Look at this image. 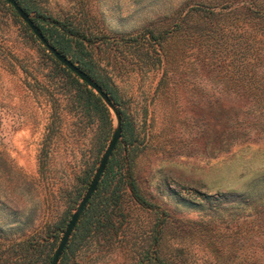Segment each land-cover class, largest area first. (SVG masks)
I'll list each match as a JSON object with an SVG mask.
<instances>
[{
	"label": "rangeland",
	"instance_id": "374dc122",
	"mask_svg": "<svg viewBox=\"0 0 264 264\" xmlns=\"http://www.w3.org/2000/svg\"><path fill=\"white\" fill-rule=\"evenodd\" d=\"M20 1L121 114L57 264H264V0ZM51 56L0 0V264L50 263L116 126Z\"/></svg>",
	"mask_w": 264,
	"mask_h": 264
},
{
	"label": "water",
	"instance_id": "95a60500",
	"mask_svg": "<svg viewBox=\"0 0 264 264\" xmlns=\"http://www.w3.org/2000/svg\"><path fill=\"white\" fill-rule=\"evenodd\" d=\"M7 3H9L13 9L16 11V13L19 15V17L26 23V25L30 28L32 33L42 42V44L50 51V53L64 66H66L70 71L75 73L84 83H86L89 87L94 89L98 95L102 98V100L106 103L108 107H110L115 115L116 118V126L113 129L112 137L106 146L101 160L94 172V175L85 191L84 196L81 198V200L78 202L75 211L72 213L66 228L60 238V241L58 242L54 253L51 257L49 264H57L59 261V258L62 254V251L64 247L66 246L70 235L76 225V222L82 213L85 205L89 201L91 195L95 191L99 179L106 169L107 163L110 159V156L112 154V151L114 147L116 146L118 140L121 137L122 133V122H121V114L118 111L116 105L112 101V99L109 97L107 92L103 90L100 84L96 80H94L91 76L87 74L83 69H81L77 64H75L71 59H69L65 54L60 52L55 46H53L43 32L41 31L40 27L33 21L32 17L27 13V11L19 4L17 0H5Z\"/></svg>",
	"mask_w": 264,
	"mask_h": 264
},
{
	"label": "trees",
	"instance_id": "16d2710c",
	"mask_svg": "<svg viewBox=\"0 0 264 264\" xmlns=\"http://www.w3.org/2000/svg\"><path fill=\"white\" fill-rule=\"evenodd\" d=\"M18 2H19V4L27 11V13L30 15V13H31V11H32V9L30 8V7H27V6H25V5H23V3L20 1V0H17ZM7 3V2H6ZM37 14H39V12H36ZM31 16V15H30ZM32 17V16H31ZM32 19H33V21L36 23L37 22V20L34 18V17H32ZM37 24V23H36ZM39 27H40V29H41V31L43 32V34L45 35V37L47 38V40L49 41V43H51L53 46H55L60 52H62V53H65L66 51L64 50L65 48H64V44L62 43V40H60V41H58L57 39H54V38H52V35L53 34H48V33H46V31L43 29V27L42 26H40L39 24H37ZM51 58L54 60H56L57 61V63H58V60L54 57V56H51ZM66 69H68V68H66ZM81 69H83V70H85L84 69V67H81ZM69 70V69H68ZM70 71V70H69ZM87 74L89 75V76H91V77H94V75L92 74V73H89V72H87ZM95 79H96V81L98 82V84H100L101 85V87L103 88V90H106V88H105V85L103 84V82L100 80V79H98V78H96V77H94ZM105 92H108L107 90L105 91ZM115 148V147H114ZM114 151V150H113ZM112 155H113V152H112V154H111V156H110V159H109V161H108V163H107V166H106V169L104 170V172L102 173V175H101V177H100V179H99V182H98V185H97V187H96V189H95V191L93 192V194L91 195V197H90V199H89V201L87 202V204L85 205V207H84V209H83V211H82V213L80 214V216H79V218H78V220H77V222H76V225H75V227H74V229H73V231H72V233H71V235H70V238H69V240H68V242H67V244H66V246L64 247V249H63V251H62V254H61V256H60V258H62L65 254H66V251H67V249L70 247V244H71V242H72V238H74V236H75V233H76V230H78L79 228H80V226H81V224H82V227L84 228V232H83V234H81V232H79V234H81V235H84V236H86V235H88L90 232H95V230H92V229H94L95 227H90L89 226V223H84L83 222V219L86 217V216H88V217H86V219H85V221H87L90 217H93V215H94V213H99V214H102V217H103V219H110V216H111V210H112V208L114 207H112L111 208V210L109 211L108 210V198H109V196H106V192H105V195H103V196H101V199H102V204H103V207L101 208V209H99V210H95L94 208H92V206H91V203H92V201H93V198L94 197H96L97 195H99L100 194V187H101V181H102V178H103V175L106 173V170L108 169V166H109V164H110V161H111V158H112ZM140 200L139 201H143L142 200V198H139ZM116 205V204H115ZM101 210V211H100ZM90 212V213H89ZM92 224H94V222H92ZM91 235H93V233H91Z\"/></svg>",
	"mask_w": 264,
	"mask_h": 264
}]
</instances>
